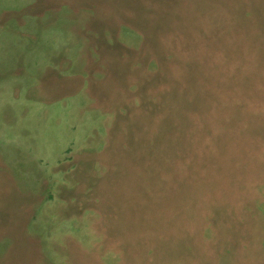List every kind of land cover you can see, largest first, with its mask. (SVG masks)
Instances as JSON below:
<instances>
[{
    "label": "rangeland",
    "instance_id": "obj_1",
    "mask_svg": "<svg viewBox=\"0 0 264 264\" xmlns=\"http://www.w3.org/2000/svg\"><path fill=\"white\" fill-rule=\"evenodd\" d=\"M0 264H264V0H0Z\"/></svg>",
    "mask_w": 264,
    "mask_h": 264
}]
</instances>
